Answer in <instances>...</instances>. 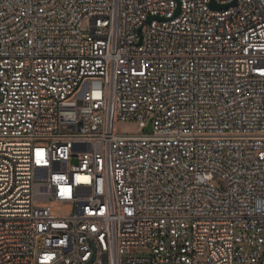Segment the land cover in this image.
Here are the masks:
<instances>
[{
	"label": "built area",
	"instance_id": "obj_1",
	"mask_svg": "<svg viewBox=\"0 0 264 264\" xmlns=\"http://www.w3.org/2000/svg\"><path fill=\"white\" fill-rule=\"evenodd\" d=\"M213 1L0 0V264H264V0Z\"/></svg>",
	"mask_w": 264,
	"mask_h": 264
},
{
	"label": "rangeland",
	"instance_id": "obj_2",
	"mask_svg": "<svg viewBox=\"0 0 264 264\" xmlns=\"http://www.w3.org/2000/svg\"><path fill=\"white\" fill-rule=\"evenodd\" d=\"M114 129L116 133L121 135H135L144 132L136 120H116ZM218 186L222 188L223 184H218Z\"/></svg>",
	"mask_w": 264,
	"mask_h": 264
},
{
	"label": "water",
	"instance_id": "obj_3",
	"mask_svg": "<svg viewBox=\"0 0 264 264\" xmlns=\"http://www.w3.org/2000/svg\"><path fill=\"white\" fill-rule=\"evenodd\" d=\"M210 8L212 9H220V8H227V5H218L216 4L213 0H211L210 4H209ZM179 12V8H177L175 14H177ZM152 17H150L151 19ZM149 19V20H150ZM144 131H151V127L148 124L146 127L143 128Z\"/></svg>",
	"mask_w": 264,
	"mask_h": 264
}]
</instances>
